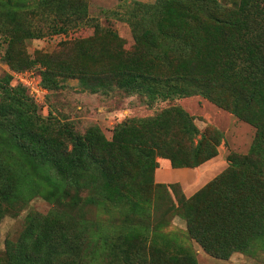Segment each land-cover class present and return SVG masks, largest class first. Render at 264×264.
I'll use <instances>...</instances> for the list:
<instances>
[{"label": "trees", "instance_id": "trees-1", "mask_svg": "<svg viewBox=\"0 0 264 264\" xmlns=\"http://www.w3.org/2000/svg\"><path fill=\"white\" fill-rule=\"evenodd\" d=\"M229 2H136L126 9L134 36L129 49L113 30L98 24L92 36L58 51L16 59L20 71L38 64L41 83L49 89L75 77L90 92L124 89L150 102L199 94L251 124L256 131L248 152L228 155L224 171L191 198L178 199L188 235L219 259L264 242V0ZM86 7L84 0H0V28L22 32V39L65 33L84 22ZM31 18H38V27L24 23ZM5 36L16 43L12 34ZM8 81L0 80V149L6 155H0V217L33 196L54 201L68 195V187L91 191L82 206L140 210L139 198L127 191L131 172L172 190L180 184L154 181L156 155L173 167L191 168L217 155L221 134L194 143L198 129L180 108L125 121L107 140L97 127L81 134L66 124L41 122L28 98L16 96ZM74 205L66 212L29 215L0 264H76L93 233L83 225L81 210L70 214ZM132 238L123 245L109 243V251L118 250L123 264H146L142 258L133 263L132 254L144 247Z\"/></svg>", "mask_w": 264, "mask_h": 264}, {"label": "rangeland", "instance_id": "rangeland-1", "mask_svg": "<svg viewBox=\"0 0 264 264\" xmlns=\"http://www.w3.org/2000/svg\"><path fill=\"white\" fill-rule=\"evenodd\" d=\"M84 1L87 6L84 22L65 33L22 39V32L3 33V28H0V80L4 82L8 79V85L14 89L16 96L23 94L28 98L41 122L66 124L81 134L90 127H97L107 140L112 139L114 128L125 121L154 117L165 110L180 108L188 113L198 129L194 143L202 136L216 139L217 133L221 134L216 146L217 155L210 162L215 171L211 177L202 174L200 183L191 193L184 192L179 186L172 190L166 186H156L151 178L149 180L147 177L146 181L140 173L131 172L125 180L129 189L127 191L129 195L139 198L142 206L140 210H134L130 205L111 206L110 209L94 204L82 206L91 191L70 187L66 188L68 195L61 194L54 201L37 195L23 205L15 203L9 214L0 217V262L5 263L8 259L11 247L15 245L29 215H43L53 210L66 212L68 205L75 203L70 214L75 215L81 210L87 220L83 225L89 235L93 233L91 244L76 258V264H123L120 252L111 253L108 244L116 242L123 245L125 239L132 236L131 240L137 239V243L144 247L143 252L139 249L136 254H132L133 263L142 258L146 264H264L263 240L254 241L247 250L235 251L227 259L210 255L188 235L186 220L181 215V209L177 208L179 197L191 198L206 182L227 168L228 155H244L248 152L256 131L251 124L199 94L150 102L143 95L124 89L108 93L90 92L75 77L60 79L59 88L49 89L41 83L42 68L38 64L26 70L32 71L39 80L44 89L42 98L36 100L25 86L21 85L20 88V83L14 77V73L20 71L17 68L18 56L25 55L33 59L38 53L58 51L70 42L92 36L94 26L98 24L102 29L113 30L122 40V46L129 49L134 44V36L127 21L126 9L136 2L153 4L157 0ZM220 1L230 3L229 0ZM37 19L31 18L24 23L38 27ZM42 27L47 29V25ZM5 34H12L16 43H10ZM9 48L11 60L7 58ZM185 140L180 141L183 146L186 145ZM0 155H5L1 149ZM161 158L156 155L155 161Z\"/></svg>", "mask_w": 264, "mask_h": 264}, {"label": "crops", "instance_id": "crops-1", "mask_svg": "<svg viewBox=\"0 0 264 264\" xmlns=\"http://www.w3.org/2000/svg\"><path fill=\"white\" fill-rule=\"evenodd\" d=\"M211 161L212 159L194 168L173 167L168 159L161 158L154 172V181L165 184L179 183L184 192L191 193V191L196 189L204 174L207 177L209 175L210 177L213 176L212 174L215 170L210 166L212 165ZM207 167L210 169H207Z\"/></svg>", "mask_w": 264, "mask_h": 264}, {"label": "built area", "instance_id": "built-area-1", "mask_svg": "<svg viewBox=\"0 0 264 264\" xmlns=\"http://www.w3.org/2000/svg\"><path fill=\"white\" fill-rule=\"evenodd\" d=\"M15 79L18 83L25 86L29 93L36 99L39 100L44 94V89L40 86L39 80L35 77L32 71H18L14 73Z\"/></svg>", "mask_w": 264, "mask_h": 264}]
</instances>
